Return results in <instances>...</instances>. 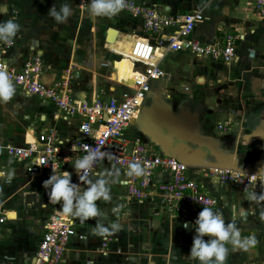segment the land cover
<instances>
[{
	"label": "crops",
	"instance_id": "obj_1",
	"mask_svg": "<svg viewBox=\"0 0 264 264\" xmlns=\"http://www.w3.org/2000/svg\"><path fill=\"white\" fill-rule=\"evenodd\" d=\"M145 1L164 13L201 10L206 19L196 26L191 37L202 44H213L226 34L237 35V57L226 62L201 57L191 51L168 50V36L172 30L158 35L145 34L141 20L122 11L110 17H91L86 11L89 4L81 8L79 0H0V22L13 20L20 25V31L13 38L15 45L6 49L2 56L10 63L22 65L40 53L48 68L49 82L65 78L70 72L73 75L70 90L79 99H107L129 90L133 77L121 78L117 65L121 60L127 61L126 65L132 66L133 71L140 69L142 64L129 58L159 62L166 74L153 81V90L163 87V101L185 121L192 122L197 115L201 134L212 137L220 147L226 145V140H230L227 145H236L239 137L244 139L246 134L261 126L264 118V18L254 10L253 0ZM61 3L70 4L73 14L66 23L57 24L48 10L53 5L59 8ZM111 28L118 32L109 37ZM149 42L160 46L156 48L157 55ZM153 101L152 92L145 106L150 107ZM256 106L260 113L253 116ZM57 115L58 110L52 103L28 95L15 85L12 99L0 104V143L25 145L27 140L50 128L67 140V147L83 138L79 120L65 121ZM140 115L126 131L130 139L147 137L144 130L153 129L150 123L145 124L144 119L150 117L143 119ZM220 124L226 128L220 129ZM72 156L60 173L69 172L72 182L84 188L87 185L78 182L74 168L76 153ZM26 165L27 161L15 157L0 158V172L3 173L0 186L4 191L0 197V217L5 216V221L0 222V264H32L44 224L61 207L60 203L49 200L43 187V181L51 174L32 178L27 174ZM204 168L208 167H197L196 173L219 196L220 203L213 210L219 209L226 223L234 215L238 216L243 207L248 215L243 222L238 219L240 230V224L249 230L253 228L252 223L264 226L261 216L264 201H249L245 195L247 191L206 178ZM113 169H119V179L126 180L125 171L108 159L101 163L99 173ZM10 172L14 173L11 182L8 181ZM167 177L165 172L157 174L158 181ZM257 194L264 195V190ZM110 196L109 201H96L97 217L83 222L75 217L77 235L61 264H138L134 261L145 264L148 259L155 264L175 261L199 264L188 257L195 230H186L183 224L194 223L202 209L189 216L170 218L158 210L162 200L157 194L146 202L129 197V210L119 211L128 196L125 183L119 181L111 184ZM156 210L162 217L155 215ZM99 224L109 227L110 231L111 224H119L120 228L110 235L100 236L93 231ZM255 236L264 240L259 233ZM227 247L229 255L236 256L235 251L230 254L232 246ZM250 255L251 252L242 254L240 264H248Z\"/></svg>",
	"mask_w": 264,
	"mask_h": 264
},
{
	"label": "built area",
	"instance_id": "obj_2",
	"mask_svg": "<svg viewBox=\"0 0 264 264\" xmlns=\"http://www.w3.org/2000/svg\"><path fill=\"white\" fill-rule=\"evenodd\" d=\"M123 2L124 7L120 11L140 19L145 34L158 35L172 30L168 36L170 39L168 50L191 51L201 57L226 62H231L237 57V35L226 34L222 40L213 44H202L191 37L196 26L206 19L201 10L184 14L164 13L147 4L145 0ZM79 3L81 8H85L90 0H79ZM252 5L264 18V0H253ZM162 41L163 39L160 44ZM149 43L157 55L156 48L160 46ZM14 45L13 40L11 46L0 41V67H4L13 84L22 88L28 95L38 96L52 103L58 110V118L65 121L79 120L83 138L67 147V140L62 138L57 130L44 129L32 140H27L25 145L0 143V158L15 157L27 161V174L35 178L52 172H62L66 162L73 158V152L76 153V158L80 159L88 151H97L104 155L94 165L90 177L94 176V173H99L101 163L107 159L126 174L130 162H139L145 169L144 174L139 177L127 175L125 185L128 196L119 207V211L129 207V197L146 202L157 194L162 200L158 208L170 218L189 216L203 207L212 209L218 207L219 196L199 177L196 173L197 167L164 154L158 145L146 139L147 137L137 136L130 139L126 135L127 129L139 117L152 93L153 81L166 74L159 62L151 63L129 58L132 62L142 64L140 69L134 71L137 74L133 76L129 90L120 96H111L107 99L100 97L79 99L71 93L73 75L70 72L65 78L59 77L49 82L46 77L48 68L40 53L34 54L22 65L7 61L2 53ZM219 127L226 128L223 124ZM159 172L167 173L168 177L158 181ZM204 174L206 178L217 183H230L243 191L258 193L264 190V184L259 179L254 182L250 179L251 175L256 173L208 167L204 168ZM77 178L78 182H81L78 175ZM60 204L62 205V202ZM4 220L5 216L0 222ZM76 224V218L65 215L62 206L54 211L44 224L41 241L32 264H61L70 243L77 235ZM104 245H107V242Z\"/></svg>",
	"mask_w": 264,
	"mask_h": 264
},
{
	"label": "clouds",
	"instance_id": "obj_3",
	"mask_svg": "<svg viewBox=\"0 0 264 264\" xmlns=\"http://www.w3.org/2000/svg\"><path fill=\"white\" fill-rule=\"evenodd\" d=\"M123 7V0H90L86 11L91 17H110L117 14ZM72 14L73 9L67 3H61L59 8L53 5L48 10V15L57 24L66 23ZM19 31L20 25L13 20L0 22V41L11 46L13 38L17 36ZM14 94L15 85L9 73L4 67H0V104L7 103ZM103 155L97 151H88L86 155L74 162L79 180L87 185L84 188L72 182L69 172H52L50 177L43 181V187L47 191L49 200L54 204L62 202V211L65 215L77 217L81 222L97 217L99 212L96 201L100 199L109 201L111 199V184L117 181L121 184L125 183L119 179V169L94 173L95 178L90 177L94 165L103 158ZM144 171L145 169L139 162H130L127 175L139 177L144 174ZM2 175L3 173L0 172V176ZM13 175L12 172L8 174L9 182H11ZM250 179L253 182L259 179L264 184V167H261L256 174L251 175ZM245 195L249 201H264V195H258L255 191H248ZM247 215V211L241 207L238 216L234 215L226 223L219 209L213 210L209 207H203L194 223L185 222L183 224L186 230L192 228L195 230L193 244L188 254L189 259L198 261L199 264H225L230 251L226 245L230 244L232 251L249 250L257 243V239L255 236L242 237L237 224L238 219L243 222ZM261 216L264 217V212H261ZM119 228V224H111L110 231L109 227L99 224L93 231L94 234L107 236L118 231ZM205 236L208 237L207 240L204 239Z\"/></svg>",
	"mask_w": 264,
	"mask_h": 264
},
{
	"label": "water",
	"instance_id": "obj_4",
	"mask_svg": "<svg viewBox=\"0 0 264 264\" xmlns=\"http://www.w3.org/2000/svg\"><path fill=\"white\" fill-rule=\"evenodd\" d=\"M117 32V29L111 28L109 37L111 34L115 36ZM152 92L154 101L150 107L143 108L140 118L150 117L144 120L145 124L153 125V129L144 130V133L164 154L174 156L194 167L250 173H257L261 167H264V153L254 165L243 166L237 154L227 152L212 137L201 134L197 115L190 122L173 113L171 106L163 101V87L156 88ZM153 117H155L154 121ZM245 139L260 140L264 143V124L246 134Z\"/></svg>",
	"mask_w": 264,
	"mask_h": 264
},
{
	"label": "rangeland",
	"instance_id": "obj_5",
	"mask_svg": "<svg viewBox=\"0 0 264 264\" xmlns=\"http://www.w3.org/2000/svg\"><path fill=\"white\" fill-rule=\"evenodd\" d=\"M21 1L25 2L26 0H19V2H21ZM17 12H18V10H17ZM126 62L127 61H125V60H121L117 64L118 67L120 68L119 74H120L121 78H130V77H133L135 74H137V72H134L132 70V68H133L132 66L128 67L126 65ZM136 70H138V69H136ZM258 113H260V111H259L258 107L256 106L252 115L253 116H255L256 114L258 115ZM233 123H234L233 125L236 126V123L235 122H233ZM263 123H264V118L262 120V124ZM228 129H229V127H228ZM243 132L246 133V131H243ZM237 140H238V143H236V145H232V144L227 145L230 140L224 141V144H226L223 146L224 150H226L227 152H232L234 154H237L239 157V160L243 166L244 165L246 166L248 164L254 165L255 163H257L260 160L262 154L264 153V143L262 141L248 140L245 138L243 139L242 137L241 138L239 137ZM2 189H3V187L1 188V186H0V197L4 192V191H2ZM128 210H129V207L127 209H124L125 212H127ZM158 210H160V209H158ZM158 210H156L155 215L162 217V214L160 215L157 212ZM157 214H159V215H157ZM3 217H4V215L2 214L0 219ZM4 221H1V222H4ZM240 226H241L240 231H241L242 237L252 236V235L255 236V235H258V233H259V236L261 238H262V236L264 237V234H263L264 233V230H263L264 226L263 225H260V227H258L256 224L252 223L253 228L250 230L245 228V226L243 224H240ZM226 246H228V245H226ZM101 250L103 251L104 249H101ZM247 252L248 253L251 252L249 259L247 260V261H249L248 264H264V240L261 241L260 238H258L257 243L254 246H252L251 248H249V250H247V251L236 250L235 251L236 256H234V257L229 255V253H228L229 258L228 257L226 258L225 264H228V263L229 264H240L241 263L240 261H242V259H243L242 254L245 255ZM230 254H233V251ZM134 262L138 263V264L142 263L140 261H134ZM151 262H153V263H150V259H148V261H145V264H155L154 260H152ZM176 262L177 261H175L172 264H180V263H178V262L176 263ZM245 264H247V263H245Z\"/></svg>",
	"mask_w": 264,
	"mask_h": 264
},
{
	"label": "bare ground",
	"instance_id": "obj_6",
	"mask_svg": "<svg viewBox=\"0 0 264 264\" xmlns=\"http://www.w3.org/2000/svg\"><path fill=\"white\" fill-rule=\"evenodd\" d=\"M111 35H113V34H111Z\"/></svg>",
	"mask_w": 264,
	"mask_h": 264
},
{
	"label": "flooded vegetation",
	"instance_id": "obj_7",
	"mask_svg": "<svg viewBox=\"0 0 264 264\" xmlns=\"http://www.w3.org/2000/svg\"><path fill=\"white\" fill-rule=\"evenodd\" d=\"M249 137V136H248ZM251 137V136H250Z\"/></svg>",
	"mask_w": 264,
	"mask_h": 264
}]
</instances>
